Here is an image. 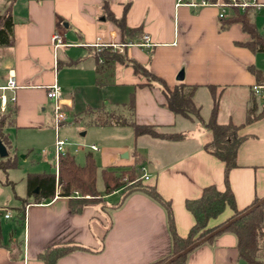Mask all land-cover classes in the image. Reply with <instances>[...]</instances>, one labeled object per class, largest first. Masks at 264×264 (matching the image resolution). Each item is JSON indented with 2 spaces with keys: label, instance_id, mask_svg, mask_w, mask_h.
Masks as SVG:
<instances>
[{
  "label": "crops",
  "instance_id": "obj_1",
  "mask_svg": "<svg viewBox=\"0 0 264 264\" xmlns=\"http://www.w3.org/2000/svg\"><path fill=\"white\" fill-rule=\"evenodd\" d=\"M258 2L262 6L248 12L264 37V0ZM176 4L177 0H28L22 15L19 11L18 17L13 14L15 42L11 47H0V86L6 85L9 72L14 71L19 88L13 107L14 126L7 130L11 140L8 157L17 159V168L11 170L26 166L28 174L21 179L25 184L21 192L19 182L9 174L5 184L1 182L0 208L12 213V218L0 215V264H44L39 255L63 244L85 249L73 251L57 264H155L172 254L167 211L143 193H133L122 201V190L116 191L105 195L102 202L89 203L81 214H73L70 198L60 197L59 192L42 204L34 203V197L29 196V175H59L52 151L53 105L46 91L55 83L68 105L69 125L75 120L86 121L89 127H124L105 123L113 118H129L133 102L138 124L186 134L184 140L170 142L148 136L136 138L134 131V150L123 145L108 147L100 157L105 160L101 166L95 154L101 150H91L94 144L86 148V157L91 154L97 163L98 180L103 169L127 170L136 163L137 155L143 157L149 177L143 179L144 183L156 187L171 202L181 237H186L195 224L186 201L200 198L208 186L225 190V164L204 149L213 139L212 132L169 110L161 86L137 75L128 63L133 60L171 88L181 84L197 87L194 99L205 120L213 108L209 88H217L218 122L240 126L239 135L246 137L238 150V166L229 175L237 209L244 210L257 198L264 199V116L247 123L251 107L256 106L258 114L264 112V97L253 91L258 85L253 70L264 79V52L246 46L252 38L242 24L224 29L217 8ZM6 6L7 1L0 0V15ZM232 16L230 12L227 19ZM114 18L124 20L137 32L125 40ZM57 30L71 46L55 53L52 39ZM145 35L150 37V47L129 46L120 54L125 62L110 66L100 63L101 59L98 62V49L89 46L98 38L106 43H139ZM181 74L183 80H179ZM13 131L17 144L12 139ZM24 132L30 135L23 138ZM42 137L50 141L37 145ZM81 149L76 148L74 153L67 147L76 163L84 166L86 157L83 164L76 159ZM19 154H25L24 161L19 160ZM44 167L50 169L45 171ZM98 191L103 193L105 184ZM113 198L116 201L112 202ZM25 200L28 202L22 217ZM234 213L227 207L210 220L209 226L226 222ZM185 264L248 263L240 257L237 236L226 232L193 250Z\"/></svg>",
  "mask_w": 264,
  "mask_h": 264
},
{
  "label": "trees",
  "instance_id": "obj_2",
  "mask_svg": "<svg viewBox=\"0 0 264 264\" xmlns=\"http://www.w3.org/2000/svg\"><path fill=\"white\" fill-rule=\"evenodd\" d=\"M6 1L7 6L5 12L0 15V47H11L15 42L13 5L17 0ZM249 10L250 9H247L244 12L239 9L234 10L233 16L230 19L222 20V27L225 29L235 23L242 24L244 31L252 38V41L246 46L254 52H264V37L258 31L255 23L251 20L248 12ZM113 20L123 32L125 40H127L129 35H133L137 32V30L129 29L125 25L124 20L116 18ZM96 57L98 62L102 58L109 66L114 65L116 62L123 63L126 60L122 55L110 53L109 51L98 53ZM128 63L133 66L135 73L144 76L149 84L153 85L156 83L161 86L162 92L166 98L167 107L175 115L191 121H197L203 128L212 132L213 139L204 146V149L225 164V190L220 191L216 186H208L203 190L200 198L186 201L187 210L190 211L195 218V224L186 237H181L176 231L171 202L166 201L158 193L156 187L146 185L144 180H140L144 174L142 169L146 161L139 155L136 156V163L127 170L103 169L102 175L105 191L101 193L97 188L99 169L94 157L89 154L86 157L85 165L79 166L74 156L67 154L60 159L58 177L55 173L29 175V196L34 197V203L42 204L44 201L53 200L57 192H59L60 197L70 198L71 212L73 214H81L85 206L89 203L102 202L104 201L103 198L105 195L112 194L116 191L122 190V201L133 193H143L165 208L172 236V254L155 264H166L171 258L182 253L195 243L203 241L208 236L213 235L199 246L213 241L217 236L226 232L234 233L237 236L240 257L244 261L248 264H264V204L249 214L240 217L254 205L259 203L261 199L257 198L251 206L244 210L240 211L237 209L235 196L230 186L229 175L230 172L238 166V150L241 144L246 140V137L239 135L240 126L232 122L228 124H220L218 122L220 95L217 94V88L213 86L209 88L213 96V108L210 118L205 120L202 117L201 107L194 99L197 87L181 84L171 88L165 80L151 73L137 61L133 60ZM253 73L257 77V84L264 85L262 74L254 70ZM253 95L256 99L254 93ZM129 110V118H113V120L105 124L124 127L130 126L134 129L136 138L148 136L153 139L170 142H178L186 138L185 133L163 132L158 127L138 124L134 119L135 106L133 102L129 105ZM262 116H264V112L258 114L256 106H253L249 111L247 123L253 122ZM12 126H14V109L9 108L6 113H0V142H2L7 149L11 148V140L7 134V130ZM0 167L6 171L15 169L17 168V159L8 157L6 160H1ZM76 192L79 193L78 198L74 197ZM122 201L114 205V207H118ZM27 202V200L24 201L23 209L20 212L22 217L25 214L24 211ZM227 207L234 210L235 213L233 217L220 225L210 227V220L221 215ZM237 217L240 218L221 231L222 228ZM77 249L85 248L77 244L51 246L39 255V259L43 261L44 264H57L60 258ZM191 252L181 256L171 264H185L187 256Z\"/></svg>",
  "mask_w": 264,
  "mask_h": 264
},
{
  "label": "built area",
  "instance_id": "obj_3",
  "mask_svg": "<svg viewBox=\"0 0 264 264\" xmlns=\"http://www.w3.org/2000/svg\"><path fill=\"white\" fill-rule=\"evenodd\" d=\"M177 7L179 6H187L191 8H201V7H214L219 10V19L225 20L228 18L229 13L233 12L236 9L241 10L242 12L246 11L250 8H260L262 5L258 2V0H177ZM52 46L56 52L61 48H67L71 46L66 43L64 34L57 30L52 39ZM94 48H97L99 53H103L104 51H109L110 53L122 54L124 49L127 47H150V37L145 35L143 40L139 43H115V42H104L102 39L98 38L97 42L94 45H89ZM104 59L101 58L100 63H104ZM19 88L17 85V80L14 71L9 72L8 80L6 85L0 86V113H6L9 108L15 107L16 104V96L15 92ZM47 98L53 105V118L55 122V130L57 133L60 129L68 124H70V118L67 111V104L62 95L61 87L55 83L46 87ZM253 91L256 95L264 97V85H255L253 87ZM9 93L13 95L10 96ZM68 143L60 138L57 139L56 148H55V162L57 167V172L59 171V163L60 159L63 156L68 154ZM91 150L98 151L97 146H92ZM144 172V180H149V177L145 174V168L142 169ZM76 197H79V193L76 192L74 194ZM6 219L12 218V213H10L7 209L0 208V215H3Z\"/></svg>",
  "mask_w": 264,
  "mask_h": 264
},
{
  "label": "rangeland",
  "instance_id": "obj_4",
  "mask_svg": "<svg viewBox=\"0 0 264 264\" xmlns=\"http://www.w3.org/2000/svg\"><path fill=\"white\" fill-rule=\"evenodd\" d=\"M28 0H18V2L14 5V16L18 17V11L19 14L22 15L24 13V9L26 7ZM17 14V15H16ZM71 123V121H70ZM88 130V135L87 136H82L83 133H85ZM28 132H24L21 136L25 138ZM12 134V139L14 142H16V131L11 132ZM53 134H54V146L52 147V151L54 154V158L56 155L55 148H56V142L57 139L60 138L61 140H64L68 143V149L71 148L72 151L75 149L79 148L81 149L78 155H76V159L78 162H81V164L85 163V157H86V152L88 150L86 149L88 146L90 147L92 144L96 145L101 151L95 153L96 156L98 157V163L100 166L105 163V160L101 161L100 157L102 153H107L106 148L111 147V146H128L129 150H134V130L131 127H89V125L86 123V121L82 122H75L73 120L72 125H66L60 129V131L57 133V131L53 128ZM28 134L27 136H29ZM45 141L49 142L47 138L42 137V139L37 143L39 144H45ZM36 151H38L36 149ZM43 151V149H42ZM26 154V153H25ZM25 154H19V160L24 161L23 156ZM14 155L13 151H11V156ZM7 158H1L0 157V162L1 160H6ZM53 161V160H52ZM55 161V160H54ZM50 168L44 167L43 170L47 171ZM10 171L4 170L0 168V186L1 182H4V179L8 177L7 175L9 174L11 177L16 179L18 183V192L23 190V187H25V184L21 181L22 178H26L28 171L26 166L23 167L21 166L18 170H11ZM38 170V169H37ZM55 171V169H53ZM140 180L143 181V176L140 178ZM98 189L102 191L104 189V183L102 179V174L99 175V180H98ZM11 191L14 194L15 190L13 189L11 185ZM117 198H113L111 201L114 202L116 201Z\"/></svg>",
  "mask_w": 264,
  "mask_h": 264
},
{
  "label": "water",
  "instance_id": "obj_5",
  "mask_svg": "<svg viewBox=\"0 0 264 264\" xmlns=\"http://www.w3.org/2000/svg\"><path fill=\"white\" fill-rule=\"evenodd\" d=\"M179 80H183V74H181L179 76ZM0 156H1V158H7L9 156L8 149H7V147L2 142H0ZM124 156L125 157H128V154L126 153ZM263 204H264V199H261V201L259 203H257L256 205H254L251 209H249L246 213L242 214L240 217H243V216L249 214L250 212H252L253 210H255L256 208L260 207ZM240 217H237L236 219L232 220L224 228H222L221 231L224 230L225 228H227L231 223H233L234 221H236ZM211 236H213V235L208 236L203 241H200V242L195 243L194 245H192L191 247H189L188 249H186L182 253H180V254L176 255L175 257L171 258L166 264H171L172 262H174L175 260H177L181 256H184V255L188 254L194 248H196L197 246H199L201 243H203V242L207 241L209 238H211Z\"/></svg>",
  "mask_w": 264,
  "mask_h": 264
}]
</instances>
